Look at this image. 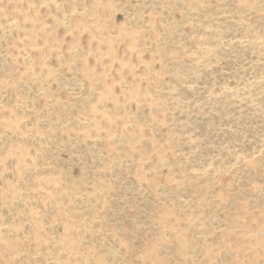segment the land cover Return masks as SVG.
Listing matches in <instances>:
<instances>
[{"label":"rangeland","instance_id":"1","mask_svg":"<svg viewBox=\"0 0 264 264\" xmlns=\"http://www.w3.org/2000/svg\"><path fill=\"white\" fill-rule=\"evenodd\" d=\"M0 264H264V0H0Z\"/></svg>","mask_w":264,"mask_h":264}]
</instances>
